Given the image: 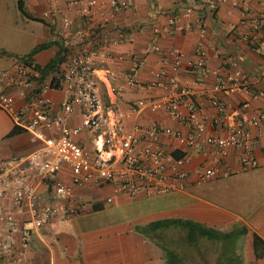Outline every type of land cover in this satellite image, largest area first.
Returning <instances> with one entry per match:
<instances>
[{
    "label": "built area",
    "instance_id": "built-area-1",
    "mask_svg": "<svg viewBox=\"0 0 264 264\" xmlns=\"http://www.w3.org/2000/svg\"><path fill=\"white\" fill-rule=\"evenodd\" d=\"M67 1L85 20L86 29L68 34L70 38L61 44L65 48L64 60L50 79L42 78L23 59H17L10 71L0 73V79L6 81L4 85L0 83V110L10 117L15 127L41 143L27 156L0 164V264H27L25 254L38 229L86 212L88 205L76 197L75 189L107 184L116 194L148 197L182 191L194 184L259 166L251 151L264 138V110L256 108L250 112L248 101L232 106L216 96V93L227 97L249 90L251 81L241 70L207 67L205 53L199 45L194 59L186 62L180 51H167L159 67L150 69V80L141 82L137 74L146 67L147 55L159 51L155 40L183 29L177 18L174 15L168 18L165 31L156 24L150 25L155 40L145 44L142 55L114 54L111 46L115 41L110 30L120 12L135 11V0ZM224 1L202 0L210 14ZM228 1L238 7L248 2ZM53 14L49 9L41 18L48 19ZM239 24H243L242 19ZM62 25L67 29L71 20L63 18ZM135 29L143 32L145 27L137 25ZM208 32L207 26L199 22V38ZM263 34L264 14H260L248 42L261 55H264ZM99 60L127 62L129 67L123 79L128 86L162 91L161 95L132 101L133 113L164 112L184 125L187 132L181 133L160 123L135 125L127 131L120 121L121 115L113 114L101 98V79L94 68ZM181 71L191 74L192 84L200 87L212 78L211 88L202 92L212 113L204 112L192 87L182 82ZM53 88L66 94L57 114L53 113L48 95ZM11 92H16V96ZM16 97L24 99L21 106H16ZM252 98L264 105V90L252 92ZM74 104L82 107L81 120L78 126H69ZM83 131L92 134L91 149L77 140ZM165 139L170 140L169 146ZM229 148L242 151L237 170L221 161ZM195 155H200L202 160L191 168ZM62 167L71 173L69 183L58 179ZM30 177L38 184L51 186V201H42L36 187L29 183Z\"/></svg>",
    "mask_w": 264,
    "mask_h": 264
},
{
    "label": "crops",
    "instance_id": "crops-1",
    "mask_svg": "<svg viewBox=\"0 0 264 264\" xmlns=\"http://www.w3.org/2000/svg\"><path fill=\"white\" fill-rule=\"evenodd\" d=\"M21 2L27 15L41 19L43 22L33 21L24 16L26 21L36 27L26 24L30 32L24 36L26 48L21 51L18 50L19 48L13 49L9 46L6 37L11 36L10 26H6L4 21L0 23V73L12 69L18 59L15 56L28 54L37 45L52 42L61 45L70 38L68 34L86 29L85 20L68 6L67 0H21ZM6 3H8L6 0L0 1L3 12ZM134 4L135 11L120 12L110 30L111 37L115 41L111 46L114 54L142 55L145 44L155 40L150 25L152 27L156 24L165 31L168 27L167 20L171 15H174L178 24L183 26L181 31H176L172 35L164 34L155 40L159 51L147 55L146 67L137 74L139 81L150 80V69L159 67L161 57L167 51L171 49L180 51L184 55L183 61L186 62L194 59L195 48L200 45L205 53L207 67L211 69L224 67L227 71L241 70L251 81L248 91L240 90L227 97L216 93V96L232 106L248 101L251 105L250 112H254L256 108L264 110L263 103L252 98V92L264 90V55L257 52L248 42L249 37L254 33V21L260 14H264V0H248L244 7L233 6L225 0L212 14L207 11L202 0H135ZM49 9L54 11L53 16L42 19V13ZM65 17L71 20V25L67 29L62 25V19ZM241 19L243 24L240 25ZM199 22H203L209 31L204 38L198 36ZM137 25L145 27L144 31L138 32L135 29ZM210 31H214V34ZM57 52L58 46L52 44L33 55L32 60L35 64L44 67ZM128 67L127 62L110 60H99L94 65L101 79L99 82L101 98L113 114L121 115L120 121L123 127L130 131L135 125L160 123L186 133L187 128L184 125L170 119L164 112L148 110L140 113L132 112L130 109L132 101L152 95L158 96L162 91L128 86L123 79ZM51 75L49 73L42 78L49 80ZM179 75L182 82L189 83L200 98L204 112L212 113V108L202 94L203 90L211 88L212 78L207 79L206 84L200 87L192 84L194 79L188 72L181 71ZM4 80L0 79L3 85L6 82ZM11 93L16 96V92ZM48 95L53 103V113L57 114L66 94L53 88ZM16 98V106H21L24 99ZM81 113L82 107L74 104L68 125L78 126ZM14 127L10 117L0 110V164L27 156L41 146V143L34 140L27 132H19L11 136ZM91 138L92 134L83 131L77 140L86 149H91ZM164 142L169 146L170 140L165 139ZM251 152L259 162L255 176L248 178V180H256L251 183V188L242 182L238 183V180H230L233 177H227L239 173L237 172L215 178L205 184L188 186L182 191L148 197L116 194L107 184L75 189L76 197L88 205V210L69 220L53 222L38 229L30 239L25 254L26 262L27 264H165L166 252L172 251L178 255L179 264H264V256L256 257L253 250L254 235L264 242V138L253 146ZM240 155H242L240 149L229 148L221 157V161L233 170H237ZM201 160L200 155H195L190 167L197 166ZM70 176L69 169L62 167L58 179L69 183ZM247 177L244 176L242 180ZM29 183L36 187L43 202L51 201V186L38 184L32 177L29 178ZM214 200L221 202L216 205ZM176 219L190 220L224 234H230L232 237H243V243L239 245V249H235L233 244L228 246L227 240L222 242L200 238L196 246H191L186 240L185 231L172 226L157 230L151 238L140 232L142 227L149 223ZM236 222L240 224L238 227L234 224ZM171 230L182 233L179 237L180 248L168 238L167 234ZM204 242L218 246L217 252L209 260L200 255Z\"/></svg>",
    "mask_w": 264,
    "mask_h": 264
},
{
    "label": "trees",
    "instance_id": "trees-1",
    "mask_svg": "<svg viewBox=\"0 0 264 264\" xmlns=\"http://www.w3.org/2000/svg\"><path fill=\"white\" fill-rule=\"evenodd\" d=\"M17 6L19 12L26 18L33 21L43 22L41 19L26 14L25 11L23 10V5L21 0L18 1ZM52 44H56L58 46V52L56 53V55L44 67L35 64L32 60V56L35 55L37 52L48 48ZM64 52H65V48H63V46L57 44V42H52L48 44L37 45L28 54L22 55L20 57L15 55L13 56L18 57V59H23L27 63L33 65L34 70H36L42 77H45L47 74L52 73L57 68V66L63 62ZM19 132H24V131H22L20 128L14 127L10 135L12 136ZM171 226L184 230L186 235V240L188 244L191 246H196L200 238H204L210 241L225 242L229 238V236H231L230 234H224L215 229L205 227L199 223L190 220H179V219L152 222L149 223L147 226L142 227L140 232L145 236L151 238V235L157 230L168 228ZM253 250L256 257L264 256V242L257 235L253 236ZM165 264H179L178 255L175 252L167 251Z\"/></svg>",
    "mask_w": 264,
    "mask_h": 264
},
{
    "label": "rangeland",
    "instance_id": "rangeland-1",
    "mask_svg": "<svg viewBox=\"0 0 264 264\" xmlns=\"http://www.w3.org/2000/svg\"><path fill=\"white\" fill-rule=\"evenodd\" d=\"M6 1L8 3H6V8L4 9V12H3V8L0 5V23H3V21H4L6 23L5 25L10 26V29H11L10 30L11 36H10V38L6 37V42H9V44H10L9 46H11V48H13V49L19 48L18 50L21 51V50H24L26 48L25 41H23L24 36H26L30 32V31H28V26H26V24L29 23L28 25H32L33 27H36V26L31 24V22L26 21L25 17L19 12L18 6H17V0H6ZM3 16L5 18H3ZM33 30H35V29H33ZM258 168L259 167L255 168V169L242 171V172H239L237 174H232V175L227 176V177L228 178L233 177L230 180H238V183L242 182V184H245L251 188L252 187L251 183L256 182V180L255 181L248 180V178H250L251 176H255L254 173L258 170ZM244 176H248V177H247V179L242 180ZM223 179H225V178H223ZM206 183H208V182H206ZM203 184H205V183H203ZM199 186H198V188H199ZM220 202L221 201H219V200H214V204H216V205L220 204ZM142 208L144 209L147 207H142ZM232 210H234V209H232ZM246 212H247V209L245 210V214H246ZM234 224L236 225V227H238L240 225L238 222H236ZM180 234H182V233L178 230H171L167 234L168 238H171L173 240V243L179 248H180V244H181V242H179ZM242 238L232 237V235H231L227 239L226 243L228 244V246H231L233 244L235 249H239V245L241 243H243ZM182 244H183V242H182ZM217 248H218V246H213L212 244H209V242H204L202 244V247H201V254L200 255L204 256V258L206 260L207 259L209 260V258L212 257L215 254V252H217ZM183 249H184V246H183Z\"/></svg>",
    "mask_w": 264,
    "mask_h": 264
}]
</instances>
